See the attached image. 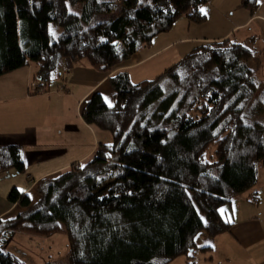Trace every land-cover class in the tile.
Returning <instances> with one entry per match:
<instances>
[{"label":"trees","instance_id":"trees-1","mask_svg":"<svg viewBox=\"0 0 264 264\" xmlns=\"http://www.w3.org/2000/svg\"><path fill=\"white\" fill-rule=\"evenodd\" d=\"M209 1L0 0V76L31 62L46 85L65 59L109 73L180 18L204 22ZM259 6L239 3L253 15ZM51 24L62 29L57 37ZM254 57L227 37L199 43L153 79L135 83L127 69L110 75L113 103L96 90L81 115L113 143L27 193L11 189L19 211L0 218V264H25L5 249L17 231L65 233L68 264H170L193 256L201 232L229 231L220 207L252 189L248 200H260L264 105ZM9 169L25 173L23 152L0 145V172Z\"/></svg>","mask_w":264,"mask_h":264},{"label":"crops","instance_id":"crops-1","mask_svg":"<svg viewBox=\"0 0 264 264\" xmlns=\"http://www.w3.org/2000/svg\"><path fill=\"white\" fill-rule=\"evenodd\" d=\"M260 1L261 8L254 15L248 9H238L237 5L224 6L221 9L228 13L217 16L212 28L204 26L211 22L208 15L211 10H207V19L203 23L188 21L184 35L166 42L153 52L143 55L142 51L135 53L121 69H127L130 73L146 65L154 52L174 42L198 45L231 37L245 44L257 33L261 34L260 27H264V0ZM252 25L255 28L251 34L243 33ZM193 30L196 32L193 33ZM36 71V66L29 62L0 76V80L6 81L5 85H0V145L20 146L26 164V171L22 175L13 169L0 172V218L19 211L18 206L8 199L12 188L27 193L38 180L66 170L74 163L86 161L100 144L113 143V135L109 131L87 124L81 115L83 102L94 91L108 89V75L97 71L86 60L73 62L65 59L54 74L60 77L59 84L54 82L55 87L51 86L54 76L46 85L38 79L42 83L39 86L36 83V88L31 91L32 77ZM107 93L113 96L110 90ZM69 113H73L74 121L68 120ZM76 121L77 126L69 124ZM263 216L253 213L236 217L233 214V218L227 220L232 224L229 231L214 237L201 232L196 245L198 247L204 243L198 249L202 257L195 264H264ZM188 263L189 259L180 257L170 264Z\"/></svg>","mask_w":264,"mask_h":264},{"label":"rangeland","instance_id":"rangeland-1","mask_svg":"<svg viewBox=\"0 0 264 264\" xmlns=\"http://www.w3.org/2000/svg\"><path fill=\"white\" fill-rule=\"evenodd\" d=\"M259 8H261V1ZM240 0H210L207 5L203 7L204 11L211 10L208 15L211 18L209 24H205L207 28H212V23H216L217 21L215 18L218 16H223L226 11L224 6L231 7L233 5H237L238 9H245L243 7H239ZM120 5L118 9H120ZM72 12H78V10L70 8ZM242 11V10H241ZM228 13V12H226ZM207 14V13H206ZM238 17L240 14H236ZM110 16H100L99 20H105L109 19ZM242 17V16H241ZM189 20L186 17H182L178 20L175 27L170 31L163 34H160L157 38L153 40V43L149 47H144L141 49V54L153 52L157 50L159 47H161L163 44L170 40H174L176 38H179L180 36L184 35L186 33V25ZM203 23V22H202ZM255 25H252L249 30L244 31L245 34H251V30H254ZM262 29V31H261ZM50 31L51 33L57 37L61 32L62 29L59 27L54 26L53 24L50 25ZM203 31V30H202ZM261 34L257 33L252 38L248 39V41H245V45L249 46L251 49L255 52V57L248 63L249 67L254 70L255 76L260 80L261 85L259 88V92L256 97V102L259 103L261 106L264 105V27H260ZM193 33L196 32L195 30L192 31ZM239 36L241 33L238 34ZM181 42H174L170 46L154 52V55L150 58L151 61L147 63L144 66H140L139 68L135 70L130 71V76L133 82L137 83L139 81H142L144 79H153L160 73H162L165 69L170 67L171 65L179 62L182 57H184L186 54H188L192 48H194L197 44L193 43L190 45H184L180 44ZM119 70H126V69H115L109 73H106L109 78L110 75L118 72ZM4 75V74H3ZM32 80V86L31 91L36 88V83L41 84L42 82L37 79V76L34 74ZM60 77L58 74H56L51 81V86L55 87V84H59L58 79ZM107 78V79H108ZM109 83V81H108ZM6 84L5 80H0V85L3 86ZM8 84V83H7ZM1 88V87H0ZM108 90L111 91V87L108 85V89H101V92L104 94L105 99L108 104L113 103V96L111 94L108 95ZM73 114V113H72ZM69 113L68 120L74 121V116ZM256 120L258 122L264 123V110H262L261 114L256 116ZM69 124H72L74 126H77L76 123L69 122ZM22 175V174H21ZM1 190V189H0ZM254 191H258V196L260 198V202L257 204L255 202H250L248 200L250 193L253 192V189L251 192L244 193L243 195L237 197L233 202L225 204L220 207V213L225 221H227L229 218H233V214H235L236 217L241 216H249L250 214H260L264 215V165H261L259 168V180L258 184L255 187ZM243 197V198H240ZM247 199V200H245ZM250 204V205H249ZM19 209V208H18ZM17 211H15L13 214H15ZM264 220V216H263ZM200 235V234H199ZM198 235V236H199ZM197 236V237H198ZM197 240V238H196ZM3 242H0V245ZM197 244V242H196ZM204 243H200L199 246H203ZM199 246L197 247V250L195 254L189 258V263H198V261L201 259L202 254L201 251H199ZM5 249L16 256H18L22 261H24L25 264H68V250H69V241L68 237L65 233H56L51 236H38V235H30L25 232L17 231L13 234V236L9 239V242L5 244ZM185 258V257H183ZM181 263V262H179ZM188 263V264H189Z\"/></svg>","mask_w":264,"mask_h":264}]
</instances>
